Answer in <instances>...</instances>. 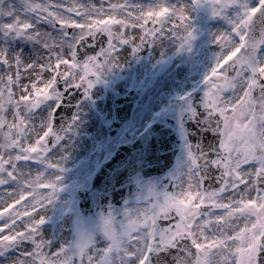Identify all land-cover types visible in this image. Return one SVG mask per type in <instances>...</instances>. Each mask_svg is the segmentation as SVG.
I'll use <instances>...</instances> for the list:
<instances>
[{"label": "snow or ice", "instance_id": "obj_1", "mask_svg": "<svg viewBox=\"0 0 264 264\" xmlns=\"http://www.w3.org/2000/svg\"><path fill=\"white\" fill-rule=\"evenodd\" d=\"M213 7V15H220L231 26L230 34L217 36L214 34V41L220 44L222 48L231 46L234 50H230L227 57L216 55L215 64L211 67V78L206 76V83L209 91L205 93L204 107L210 115L219 114V119L215 125H211L216 135L221 137L218 142V149L210 148L216 153L217 158L209 159L207 154L200 152L199 159H203V163H198V157L189 150L187 166L178 173L173 180L187 176L189 179V189L193 187L192 178L196 177L201 183L207 178V172L210 165L220 169V175L217 177L220 187L218 190L208 191L202 189L193 194L192 191L174 194L167 191L157 192L149 188L150 197H154L149 207L135 209H125L122 219L117 218L111 212L103 217L102 232L107 242L106 247H97V242L90 233L80 232L78 238L73 244L61 245L59 250L52 252L50 255L45 253L43 249L51 246L49 240H37L40 235V228L45 223V217L41 216L39 220L33 221L26 226L23 232H16L11 235H0V254H4L11 248L19 247L24 242H30L34 247L30 252H23L22 259L14 262V264H154L153 256L156 257L155 264H164L159 258L160 253L168 252L171 249H178L183 255L173 257L174 264H264L261 253L264 252V19L260 21L259 38L253 31L254 19L258 14L264 17V0H258L256 6L249 7L246 0H211ZM25 12L47 13L41 17L37 15L39 21L43 19L50 25L58 18L57 12H49L47 5L30 4L28 0H21ZM195 4H199L200 0H194ZM240 5L241 12H237L234 16H230L228 11L233 5ZM118 7H127L110 5L111 10ZM66 11L79 12L75 6L68 8ZM103 9L92 7L85 10L83 15L89 17L90 13H99ZM184 7L169 8L163 7L159 12H148L146 17H138L137 19H147L153 16L159 17L158 23L163 25L166 19L172 16H178L181 22L187 21L189 17L185 15ZM166 14H168L166 16ZM4 17H15L11 23H0V36L6 41L11 38H24L34 44L39 45L41 50L49 52V61L52 56V48L55 46L50 44L52 39L49 33H41L39 31H30L33 29L31 23L22 21L16 15V9L9 5L8 10L0 7V19ZM61 27L69 25L63 20L60 21ZM111 24L124 25V21L104 20L92 21L90 18L84 24H71L80 30V35L69 37L63 32L61 39L63 41H72L68 44L71 49L74 43H81L84 40V34L94 36L97 32L107 33L108 48L114 49L112 40L115 34L111 31ZM143 27V25H140ZM186 35L179 37L180 46L190 44L194 38V30L191 25H184ZM157 32H163V28L149 30L147 34L155 35ZM122 35V34H121ZM174 35V34H173ZM231 36L238 37V44L231 39ZM120 43L127 44V40H120ZM143 42V41H142ZM0 47V64L7 66L6 72L11 69L12 65L9 60L15 62L17 69L15 79L11 74L0 75V133L3 136V143H0V149L18 150V154L14 157L4 158L0 153V186L11 182L20 184L19 176L21 173L17 171V163L20 161L28 162L35 158L36 162L44 163L46 157H41V152H47L49 136L55 133L52 127V116H49L47 122V130L43 132L36 140V144L40 145L38 150L36 146L22 147L21 138L26 137L29 133V127H25V122L32 119L33 110L39 109L40 106L50 99L59 100L61 93L55 90L58 82L57 76L44 83V87H37L35 83L31 85L34 91V98L29 95H20L19 99H14L13 85H19L20 65L24 54L21 51H14L6 43ZM61 47L63 45L61 44ZM14 54L10 57L9 51ZM239 54V55H238ZM101 55L109 56V52L101 49ZM71 56L74 58L76 52L72 51ZM235 57V59H233ZM37 59H40L38 57ZM96 61V57H89L88 62L84 64V71L87 73L89 64ZM227 61H231L230 64ZM105 63H108L106 60ZM69 65L68 60L61 58L60 54H56L55 68L59 69L60 65ZM222 64H226L222 67ZM77 65L72 63L69 65L75 68ZM111 67V65H109ZM40 70L50 69L53 65L40 64ZM103 67V65H97ZM36 68L35 63H29L26 71ZM219 69V71H218ZM229 70L235 75L229 77ZM64 77V82L69 83L75 79L73 74L60 73ZM81 81L85 77L80 78ZM80 87V84L74 85ZM91 81L88 82L87 89L92 88ZM243 89L241 96L225 100L223 94L227 91L236 93L238 89ZM49 89L52 92L49 93ZM26 91V88L23 89ZM254 91H258V95L254 96ZM231 114H229V107ZM13 109L12 115L15 118L14 123H10L5 112L8 107ZM58 106V105H56ZM23 110V114H22ZM34 131V128H32ZM56 139H59L56 136ZM11 165L12 171L7 170L6 165ZM244 165H252L253 168L243 170ZM50 168H57L56 164H49ZM59 170L62 171V168ZM16 173V174H14ZM60 176H56L55 182H49L44 187L51 189L49 195H42L36 199L32 195L34 203L32 208L35 211L37 205L43 207L45 201L51 203L55 198L57 191V183ZM40 176L36 177L35 182H29L28 187L35 192V188L39 186ZM243 185V192L240 186ZM231 190L233 193L229 203L223 202L222 194ZM255 196H252V193ZM184 198L181 199L180 196ZM25 200L21 195L20 201ZM198 200L199 203H194ZM205 201H208L207 211L203 209ZM13 205H8L0 213V220L5 219L4 213H9L13 209ZM223 210V215H215L214 210ZM175 213V217H173ZM29 215V213H25ZM20 218L18 212L6 217L11 223H4L0 228V233L5 229L11 230L15 227L17 219ZM176 219L174 224L168 226H160L159 220L171 221ZM243 218L246 222L244 227L236 231L234 235H228V229L233 228L232 221ZM250 224V226H249ZM207 230V231H206ZM208 231L213 232L214 236L210 239ZM189 240L191 247L184 244L180 247L181 242ZM192 247L195 248L193 253Z\"/></svg>", "mask_w": 264, "mask_h": 264}, {"label": "flooded vegetation", "instance_id": "obj_2", "mask_svg": "<svg viewBox=\"0 0 264 264\" xmlns=\"http://www.w3.org/2000/svg\"><path fill=\"white\" fill-rule=\"evenodd\" d=\"M177 1L30 0L28 2L30 4L47 5L49 12L58 13V18L51 25L43 19L39 21L36 19L37 15L46 16V12H25L22 3L17 6L19 12L16 15L22 21L33 25L30 31L49 33L52 37L49 43L55 46L52 48L49 61V52L41 50L39 45L24 38H11L5 41L0 36V47L6 43L12 50L24 54L19 69L21 79L19 85H13V98L19 99L20 95L24 94L34 98L31 85L35 83L37 87L43 88L44 83L54 76L58 78L55 90L61 93V98L45 101L39 109L33 110L32 119L25 122V127L31 125L34 131L29 128L27 136L21 138L22 147L36 146L38 150L40 149L41 146L36 144V140L47 130L50 115L55 135L47 138L49 150L41 152V157H46L44 163L36 162L35 158L28 162H18L17 171L21 173L19 176L21 183L10 181L0 186V213L11 204L14 208L10 209L9 213L20 214L15 227L11 230L5 229L0 235L23 232L27 225L43 216L45 223L40 228L37 240L66 241L70 245L75 242L80 232H85L93 236L97 247H106L103 232H100L104 216L111 212L122 219L125 209L148 207L155 199L150 197L149 188L162 192L169 184L168 188L171 191L178 189L177 181L173 179L177 176L179 163H188L189 150L195 154L194 147L207 145L206 142L211 143V140L219 142L221 137L214 133L212 127L209 129L207 124L203 123L212 119L214 126L219 119L218 113H214L212 117L203 116L204 113L209 114L204 107L206 79L202 77L193 82L189 80L184 82V74L178 67L180 58L172 56V53L180 48V43L178 37L172 35L170 31V20L166 19L161 25L158 23L160 18L156 16L147 19L146 22L145 19H137L146 17L150 11L154 13L161 11L163 7L168 6L167 2H170L172 9ZM163 2L167 6H161ZM113 4L127 5V7L111 10L110 5ZM73 6L79 9V12L66 11ZM93 6L103 11L90 13L89 17H85L84 11L90 10ZM159 6L161 7L158 10ZM89 18L92 21H124V25H110L111 31L115 34L112 40L114 49L108 48L109 37L105 32H97L94 36H88L85 32L81 43H74L71 49L68 48V44L72 41H63L62 33L66 32L69 37H78L79 28L72 27L71 24L73 22L84 24ZM6 20L7 17L3 20L4 23L9 22V18L7 22ZM61 20L69 26L62 28ZM161 27L163 32H157L155 35L147 34L149 30ZM120 40H127L128 43H120ZM102 48L110 55L107 57L101 55ZM72 51L76 52L74 58L71 56ZM13 54L11 50L8 53L10 57ZM56 54L68 60L69 65L75 63L77 66L71 68L69 65L61 64L59 69H56ZM93 56L96 57V61L89 64V70L85 73L84 64ZM38 57L40 59H37ZM106 60L108 63H105ZM49 62L53 67L41 71L39 65ZM9 63L12 67L7 72V66L0 64V75H4L6 79L7 75L11 74L15 79L17 71L15 62L10 59ZM29 63H35L36 68L26 71ZM60 73L73 74L75 79L65 83ZM82 76L85 77L83 81L80 79ZM175 76L181 81L174 80ZM89 81L93 86L87 89ZM76 84L81 86L75 87ZM25 88L26 91L23 90ZM48 91L51 93L52 89ZM226 93L230 95L231 91ZM12 113L13 109L9 106L5 116L10 123L16 122ZM156 122L171 126L180 140L181 147L172 167L155 177L160 178L156 183H152L150 178L137 177L136 183L140 189L138 197L128 199L123 205H116L110 212L87 211L82 199L87 189L92 187L101 165L114 156L119 146L134 140L148 126ZM167 129L171 128L167 127ZM205 130L212 131L206 133ZM56 136L59 139H56ZM0 143H3L2 133H0ZM0 153H3L4 158L7 159L9 156L17 155L18 150L0 149ZM49 164H56L58 167L50 168ZM5 167L12 171L10 164ZM60 168L62 171L59 170ZM37 176H40L39 186L33 193L28 183L35 182ZM56 176L61 178L57 183L55 198L51 203L45 201L43 207L37 205L34 211L32 195H35L36 199L42 195H49L51 189L44 185L55 182ZM21 195H24L25 200L16 204ZM9 213H4L5 219L0 220V228H3L4 223H11L6 219ZM96 229L98 231L93 233ZM49 231L53 233L52 236H47ZM33 247L30 242H24L19 247L9 249L4 254H0V264H10L13 259L21 258L23 252H30ZM48 248L46 246L43 251L46 253Z\"/></svg>", "mask_w": 264, "mask_h": 264}, {"label": "water", "instance_id": "obj_3", "mask_svg": "<svg viewBox=\"0 0 264 264\" xmlns=\"http://www.w3.org/2000/svg\"><path fill=\"white\" fill-rule=\"evenodd\" d=\"M3 3L5 0H0V7ZM262 19L264 17L259 14L254 19L253 31L256 33L257 39L259 38V27ZM254 94L255 96L258 95V91H255ZM203 116L212 117L213 115L204 113ZM211 120L203 122L207 124L209 129L214 124V121ZM164 128H166L164 125L158 124L150 133L143 134L135 141L125 143L117 151L114 159L102 165L93 187L89 190L90 193L86 195L88 199L84 203L87 210L100 208L104 209L105 212L110 211L117 203H124L129 197L137 196L139 189L135 185L134 177L138 174H143L145 177L155 176L171 167L180 144L175 134L172 131L164 130ZM208 131L205 130V132ZM210 148L218 149V140L202 147V152L206 153L209 159H212L216 153ZM194 149L199 163L202 164L203 159H199L201 148L195 147ZM219 175L220 169L210 165L205 179V186L208 191L213 190V188L219 189L220 183L217 180ZM119 195L121 196L120 199L117 197ZM172 215L174 217V214ZM184 244L191 247L189 240L182 241L180 247H183ZM192 251L195 252L194 247H192ZM176 255H183V253L179 252L178 249H171L168 252L160 253L159 258L164 264H174L173 257ZM261 258L264 259V252L261 253ZM155 260L156 257L153 256L154 264Z\"/></svg>", "mask_w": 264, "mask_h": 264}, {"label": "rangeland", "instance_id": "obj_4", "mask_svg": "<svg viewBox=\"0 0 264 264\" xmlns=\"http://www.w3.org/2000/svg\"><path fill=\"white\" fill-rule=\"evenodd\" d=\"M30 0H28L29 2ZM246 3L249 7L251 6H256L258 3V0H246ZM168 4V6H167ZM163 2L161 6L165 5L167 8H169V12L172 11L171 9V4L170 2ZM9 5H12L16 9V13L19 12L17 9V6L21 5V0H13L9 1L6 4L5 10H8ZM158 10L160 9V7ZM177 9L180 7H184L186 9L185 15L189 17L187 21L181 22L178 18V16H172L168 21H169V27L172 35L178 37V42L180 43L179 37L186 35V32L184 31V28L181 27V23L184 25H191V27L194 30V38L191 40L190 44H186L183 47L179 46L180 48L176 50L174 53H172V56H176V58H180V62L178 64V67L182 69V73L184 74L183 79L184 82L189 81H195L198 79H202V77H209L211 78V67L214 66L215 64V59L216 55L219 54L222 57H227L230 53V50H234L231 46L224 47L222 48L220 44H217L214 41V34L217 36H222L224 34H230V28L231 26L227 23V21L223 18V16L220 15H213V7L214 5L212 4L211 0H200L199 4H195L194 0H178L176 4H174ZM155 9V7H153ZM228 11V14L230 16H234L237 12H241L242 9L240 8V5H233ZM6 18V17H5ZM9 18V22L11 23L15 17H7V20ZM172 19V20H171ZM7 20L5 22H7ZM172 23V24H171ZM231 39L236 41L238 44V37L236 36H231ZM216 45L215 47H209L208 45ZM262 52H264V48L261 49ZM158 52H156L157 54ZM239 55V54H238ZM161 58V56H160ZM219 71V70H218ZM229 73V72H228ZM235 74L230 75L229 77L233 76ZM176 81H181L178 76L174 78ZM205 93L209 91L208 86L205 88ZM239 93H230V95H226L227 93L225 92L223 94V97L225 100L230 99V98H235L238 96H241L243 93V89H238ZM230 92V91H229ZM229 114H231V110L229 107ZM185 163V165H184ZM187 166L186 162H180L178 165L177 169V175L180 171H182L185 167ZM245 167V168H244ZM249 168H253L252 165H244L243 170L247 171ZM139 177V176H137ZM151 179L152 183H156L160 180V178H155V177H147ZM137 180V178H135ZM177 184H178V189H174V191H171L169 187V184L166 185V188L168 192L174 193V194H180V193H187L188 191H192L193 194L196 192H199L202 190L201 188V182L196 178H192L190 181L193 187L189 189V179L187 176H183L180 179H176ZM243 187L242 185L240 186V191L243 192L241 189ZM233 193L231 190L228 192L222 194L223 197V202L224 203H229L230 199L232 198ZM252 196H255V193H252ZM181 199L184 198L183 195L180 196ZM194 203H199L198 200L194 201ZM205 203H208V201H205ZM143 208V206H140ZM149 207V206H148ZM147 208V207H144ZM215 215H223V210H214ZM176 222L173 221L171 224H174ZM245 220L243 218H240L239 220H233V228L228 229V235H234L236 231H239L240 228L244 227L245 225ZM160 224V221H158ZM164 227V225H160ZM168 226V225H165ZM250 226V224H249ZM98 230H94L93 233H96ZM207 231V230H206ZM102 232V231H100ZM53 233L49 231V234L47 236H52ZM209 238L211 239L214 236L213 232L208 231ZM105 241V238H103ZM51 246L48 248V251L46 252L47 254H51L52 252H56L59 250L61 245H66V241H60V242H55V241H50ZM107 244V242H106ZM33 248L31 249V251ZM13 257V256H12ZM19 257V256H17ZM21 258H15L11 261L10 264H14L15 261L22 259ZM76 263H79L77 260ZM28 264H31L28 262Z\"/></svg>", "mask_w": 264, "mask_h": 264}, {"label": "bare ground", "instance_id": "obj_5", "mask_svg": "<svg viewBox=\"0 0 264 264\" xmlns=\"http://www.w3.org/2000/svg\"><path fill=\"white\" fill-rule=\"evenodd\" d=\"M243 186V185H242ZM241 189L243 190L244 189V186L243 187H241Z\"/></svg>", "mask_w": 264, "mask_h": 264}]
</instances>
